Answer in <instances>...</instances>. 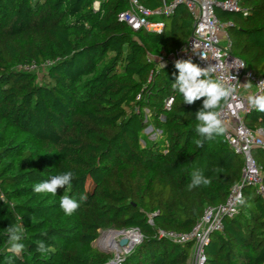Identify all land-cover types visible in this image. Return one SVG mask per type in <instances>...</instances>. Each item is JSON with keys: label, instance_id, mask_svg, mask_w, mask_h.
I'll return each instance as SVG.
<instances>
[{"label": "trees", "instance_id": "16d2710c", "mask_svg": "<svg viewBox=\"0 0 264 264\" xmlns=\"http://www.w3.org/2000/svg\"><path fill=\"white\" fill-rule=\"evenodd\" d=\"M94 1L0 0V264H104L112 254L94 245L100 231L134 227L143 240L119 264H189L193 244L158 230L189 232L207 205L225 203L244 165L225 133L197 145L203 98L184 104L171 87L178 71L169 57L194 19L180 5L164 18L163 32L135 31L119 19L127 0H100L98 10ZM238 1L240 11L217 6L215 13L232 54L264 77V0ZM32 63L41 75L21 67ZM244 121L264 129L255 109ZM252 156L264 169V148ZM194 170L210 183L189 191ZM68 171L76 177L71 189L33 191ZM62 195L80 203L70 216ZM243 196L239 213L211 235L205 264H264V196L251 186ZM17 222L24 226L19 255L8 251L6 234ZM41 240L45 253L36 251Z\"/></svg>", "mask_w": 264, "mask_h": 264}, {"label": "built area", "instance_id": "2783aa9c", "mask_svg": "<svg viewBox=\"0 0 264 264\" xmlns=\"http://www.w3.org/2000/svg\"><path fill=\"white\" fill-rule=\"evenodd\" d=\"M128 7L119 13V19L127 23L131 29H144L152 33H161L165 30L164 18L172 15L178 6L184 5L194 19L192 34L188 40L169 59L174 62L178 59H191L201 67L207 64L218 65L215 76H234L231 83L235 86L232 98L223 106L222 121L225 126V139L233 151L244 158V165L240 181L231 188L224 204L218 206L207 205L201 218L187 233L172 230H158L159 237L168 238L177 243L193 244V257L189 264H205V247L209 244L214 232L223 230L224 219L232 218L239 213L241 204L236 202V195L243 194L246 186H251L257 194L264 196V169L252 156L255 147L264 148V129H251L244 121V115L253 108L248 104L249 95H264V77L255 74L246 63L234 56L231 52V39L226 31V24L217 17V6L225 10L240 11L238 0H162L163 5L157 9H150L138 0H127ZM100 0L94 1V9L98 10ZM166 65V60L161 59ZM25 70H35V63L21 66ZM252 84V90L246 92ZM174 98L165 102L170 108ZM244 197V196H243ZM114 243L117 252L104 264H119L123 257L143 240L138 228L116 230ZM127 238L126 245L121 246L119 241Z\"/></svg>", "mask_w": 264, "mask_h": 264}, {"label": "clouds", "instance_id": "9594fccd", "mask_svg": "<svg viewBox=\"0 0 264 264\" xmlns=\"http://www.w3.org/2000/svg\"><path fill=\"white\" fill-rule=\"evenodd\" d=\"M163 66V65H162ZM178 71L174 75V82L171 87L179 93L183 98L184 104H193L197 100L203 98L202 107L196 112L195 125L196 133L201 137L197 140V145L202 147L205 139L211 140L214 136L222 135L225 132V126L222 121L223 106L232 98L236 89L231 83L236 78L232 75L229 77H217L215 73L218 65L207 64L201 67L199 64L192 62L191 59H178L174 63ZM251 87V83H247ZM248 104L256 111L264 113V95H249L247 97ZM75 174L68 171L59 175H54L48 180L38 182L34 185L33 191L37 194H52L57 195V189L66 187L71 189L72 182L75 179ZM210 183V178L206 177L201 170H194L191 174V182L187 185V190L207 186ZM80 201L87 199V196L81 194ZM236 202L244 204L245 200L242 193L235 197ZM0 200H4L0 198ZM6 203V201L4 200ZM80 203L68 195L60 197V208L66 215H72L78 208ZM17 220H22V217H17ZM8 236V251L19 255L25 248V245L20 241L24 235V226L22 223H12L6 228ZM47 233H42L46 235ZM49 249L44 241H37L36 251L45 253Z\"/></svg>", "mask_w": 264, "mask_h": 264}, {"label": "rangeland", "instance_id": "374dc122", "mask_svg": "<svg viewBox=\"0 0 264 264\" xmlns=\"http://www.w3.org/2000/svg\"><path fill=\"white\" fill-rule=\"evenodd\" d=\"M37 70H38V71H37L38 74L41 75L43 70H42V69H37ZM145 112L148 113L147 110H145ZM151 130H152V127H148V128L145 130V132H146V133H150V132H152ZM158 134H159L158 132H153V133H151V134H150V139H154L156 136H158ZM111 231H114V229L101 230V231H100V236H99V238L95 241L94 245H95L97 248H99L100 250L105 251V252H107V253H110V254L114 255V254L117 252V250H115V248L110 247L109 245H106V239H105V237L107 236V234H108L109 232H111ZM115 237H116V236H115Z\"/></svg>", "mask_w": 264, "mask_h": 264}, {"label": "bare ground", "instance_id": "6f19581e", "mask_svg": "<svg viewBox=\"0 0 264 264\" xmlns=\"http://www.w3.org/2000/svg\"><path fill=\"white\" fill-rule=\"evenodd\" d=\"M116 231H111L107 234V236L105 237L106 239V245H109L112 248L116 247V244L114 243V238L116 236Z\"/></svg>", "mask_w": 264, "mask_h": 264}, {"label": "water", "instance_id": "95a60500", "mask_svg": "<svg viewBox=\"0 0 264 264\" xmlns=\"http://www.w3.org/2000/svg\"><path fill=\"white\" fill-rule=\"evenodd\" d=\"M127 242H128V239L127 238H122V239H120V241H119V243H120V245L121 246H124V245H126L127 244Z\"/></svg>", "mask_w": 264, "mask_h": 264}, {"label": "crops", "instance_id": "0c3cea01", "mask_svg": "<svg viewBox=\"0 0 264 264\" xmlns=\"http://www.w3.org/2000/svg\"><path fill=\"white\" fill-rule=\"evenodd\" d=\"M252 84H251V87L249 88V89H247V91L246 92H250V90H252ZM192 257H193V247H192V249H191V255H190V259L192 260ZM190 259H189V262H190Z\"/></svg>", "mask_w": 264, "mask_h": 264}]
</instances>
